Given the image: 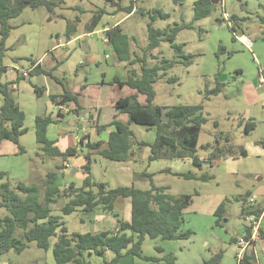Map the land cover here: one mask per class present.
I'll use <instances>...</instances> for the list:
<instances>
[{"label": "rangeland", "instance_id": "rangeland-1", "mask_svg": "<svg viewBox=\"0 0 264 264\" xmlns=\"http://www.w3.org/2000/svg\"><path fill=\"white\" fill-rule=\"evenodd\" d=\"M56 1L59 3L53 10L46 6H27L20 15L9 20L13 27L6 40L3 64L8 69L2 81L17 79L18 86L13 87L12 93L25 111L28 131L20 138L25 152L20 153L18 146L9 140L0 145V170L8 172L13 185L20 180L38 184L42 201L45 197V179L50 171L58 172L57 185L62 190L71 182L77 186L83 184L87 176L83 165L88 162V154L92 161V180L105 181L108 187L134 185L147 189L151 185L150 177L144 173H154V182L168 186V192L175 195L193 194V203L185 212L183 225L192 234L182 240L146 236L144 253L159 258L173 253L176 256L174 264H202L204 259L223 250L220 264H237L238 256L243 251L233 238L243 237L247 227L254 223L251 216L244 214L243 209L250 205L254 208L264 204V147L261 145L264 140V87L259 86L261 74L264 76V0H223L201 19L194 18L196 0H183L178 4L174 0ZM119 3L123 7L134 3L137 8H160L168 13L169 17H158L153 22L156 27L170 29L183 23L192 25L181 28L176 37V42L183 45L184 52L191 57L188 59L181 56L180 61L168 70V75L158 78L154 84V102L166 108L175 105H203L206 122L202 126L196 151L201 161L210 157L220 143L232 144L237 150L243 146L248 152L246 156L223 155L212 158V162L195 164L192 153L179 147L174 157L150 160L151 148L136 145L140 149L136 148L130 160L116 161L98 154L87 145L81 147L84 143L77 140L79 131L82 130L83 135L89 134L92 141H98L99 138L107 140L109 128L99 133L96 118L101 115L100 123H109L117 113L110 102L119 89L102 83L101 72L107 73V81L114 75L120 78L128 76L125 61L121 62L122 67L114 66L117 57L112 45L105 40L107 35L103 29V26H111L127 14L117 9ZM100 8H105L109 14L104 16L97 30L87 33L86 23L91 20L93 12ZM114 11L117 12L113 14ZM223 11L232 15V23L224 19ZM149 21L148 16L133 13L122 23L124 31L131 36L132 49L140 55L148 43ZM69 24L75 27L71 37L67 36ZM233 28L238 34L245 33L250 37L253 45L247 47L240 42ZM84 44L89 49H85ZM221 45L225 47L224 52L220 50ZM156 53L155 57L149 53V65L159 63L164 58H174L176 51L169 41H164L161 50ZM33 62L41 63L52 72L34 74L30 79L27 76L17 78L24 69L29 71ZM133 67L140 71V63ZM169 76H176L177 80L169 81ZM218 82L224 84L222 90L218 94L208 93ZM84 84L87 86L82 90ZM35 86L49 88L53 93H62L66 87L81 92L80 100L85 106L93 105L83 110L81 118L73 115L69 107H65L67 113L62 120L48 127V137L59 138L62 148L81 144L79 148L82 150H79L77 156L71 157L65 166L62 158L45 156L42 144L37 141L36 116L57 114L58 107L44 92L39 96ZM121 92L129 93L128 88ZM2 103L3 95L0 92V106ZM88 110L91 114L88 116L87 112V117L84 112ZM118 118L128 121L124 113ZM248 118H254L257 122V127L250 133L244 131V123L240 124V121ZM71 119L75 122L71 123ZM130 128L139 141H153L156 137L155 128L148 129L144 124L133 122ZM165 169L172 171H161ZM175 171H192L197 175L209 174L212 177L207 180L187 179L174 174ZM69 199L68 195H62L51 207L53 214L62 215L70 233L114 230L118 218L131 217V205L127 200L117 205L118 216L102 208L94 212L77 208L65 214L62 208ZM222 201L225 202V213L218 223L214 211ZM5 214L7 211L0 208V217ZM256 220L260 219L255 215ZM262 224L264 230V222ZM260 234L258 227L257 237ZM56 240L57 236L51 237L47 250L32 241L21 253L14 250L0 253V264L54 263L53 247ZM113 257L115 253L111 250L104 256L86 252V259L94 264H109ZM256 260L264 264V240L257 242ZM148 262L125 251L117 264ZM160 264L170 263L162 259Z\"/></svg>", "mask_w": 264, "mask_h": 264}, {"label": "trees", "instance_id": "trees-1", "mask_svg": "<svg viewBox=\"0 0 264 264\" xmlns=\"http://www.w3.org/2000/svg\"><path fill=\"white\" fill-rule=\"evenodd\" d=\"M112 1L116 2V0ZM222 1L219 0L217 4ZM58 3L59 1L56 0H0V92L3 95V103L0 106V144L4 140H9L18 146L20 153L26 151L20 142L21 136L28 131L25 126L26 114L12 93L17 79L2 81V76L8 69L3 64V58L7 50L6 40L13 27L9 20L20 15L27 6L33 8L46 6L49 10H53ZM217 4L211 0H196L194 2V18L206 17ZM117 6V9L126 11L127 14L133 12L150 18L147 27L148 43L144 47L142 55L132 49L131 36L124 31L121 23L113 24L105 31L109 40L108 43L112 45L118 58L126 62V68L128 69L127 78L122 79L115 76L111 81V85H117L119 89L128 86L135 92L120 96L116 100L114 108L117 113L114 114L109 123H100L101 115L97 117L96 128L99 133L113 127L109 131L107 140L90 141V135L86 134L81 137L80 142L85 143V140H88L86 141L88 148L116 161L130 160L135 154L134 147L136 145L151 148L150 160L174 157L179 147L192 153L195 164H201L204 161L212 162V158L223 155L246 156L248 152L245 147L241 146L240 150H237V147L232 144L222 145L220 143L211 152L210 157L201 161L196 151L202 126L206 122L203 105H175L166 108L154 102L156 97L154 84L158 78L168 75V70L180 61L181 56L188 59L191 57L190 54L184 52L183 45L176 42V37L181 28L192 27V25L183 23L170 29H163L153 24L158 17H169V14L162 9L137 8L134 3L124 7L119 3ZM116 12L114 11L113 14ZM106 14H109V12L105 8L95 10L91 20L85 25L86 32L97 30ZM74 31L75 27L69 24L67 36L71 37ZM233 31L236 30L233 28ZM164 41H169L175 49L174 58H164L159 63L149 65V53L152 57H155L156 52L161 50V44ZM220 50L224 52L225 47L221 45ZM136 63H140V71L133 67ZM51 72V70L43 67L41 63L33 62L29 69L30 74L27 77L30 79L31 75L50 74ZM19 77L25 78L26 76L22 73L17 78ZM168 80L175 81L177 77L169 76ZM223 86L224 84L218 82L217 86L209 90L208 93L218 94ZM35 87L39 96L43 94L44 87ZM85 87L86 84L81 89ZM80 95L81 92H74L64 87L62 93L51 94L50 97L55 103L68 106L71 112L81 114L85 107L80 101ZM85 112L91 113L89 110ZM121 113L127 114L128 121L118 118ZM57 116L54 117L52 114L37 115L36 137L37 141L42 144L41 149L45 156L60 157L64 161L63 166H65L71 157L78 155L79 147L76 144L61 149L56 144V140L48 137V126L51 123L60 122V117L64 115L59 111ZM133 122L155 128L156 137L154 141L149 143L145 140H137L135 132L130 128V123ZM244 124L246 133H250L256 128L255 120H248ZM261 145L264 147V140L261 141ZM86 157L88 162L83 165V168L87 176L83 184L77 186L75 182H71L62 190L57 185L58 172L50 171L47 173L44 183L45 197L43 201L40 200L41 187L38 184H28L20 180L13 185L8 172L0 171V180L2 181L0 182V208L7 211V214L0 217V253L9 252L10 250L21 253L32 241L38 247L47 250L50 246L51 237L57 236L53 247L55 262H38L35 264H94L86 259V252L90 254L94 252L104 256L108 250L115 253V257L108 262L109 264H117L118 259L125 251L149 261L145 264H160L162 259L173 264L176 260L173 253L161 258L146 255L143 251V243L146 236L161 237L166 240L188 239L192 231L184 229V215L185 209L193 203V194H172L168 192V186L157 185L153 180L154 173L149 172L144 173L150 177L151 185L147 189H141L134 185L108 187V183L105 181L96 182L92 180L91 155L88 154ZM58 167L60 168V166ZM163 171L171 172L172 170L165 169ZM174 174L187 179L207 180L212 177L209 174L197 175L192 171H175ZM62 195H68L70 198L62 208L65 214L72 213L77 208L86 212L102 208V210L118 216L115 202L119 197H124L131 199L132 216L129 220L118 218L117 230L70 233L65 221L62 219V215L52 213L51 204L55 203ZM243 212L246 215L260 216L263 209L252 210L249 207H244ZM224 213L225 202L222 201L214 211V215L218 217V223L223 219ZM253 231L254 225H250L243 236L251 244L254 243L252 239ZM233 241H237V238H233ZM223 254V250L214 253L209 259H204L202 264H220ZM237 264L259 263L256 260L254 251L245 248L241 256H238Z\"/></svg>", "mask_w": 264, "mask_h": 264}, {"label": "crops", "instance_id": "crops-1", "mask_svg": "<svg viewBox=\"0 0 264 264\" xmlns=\"http://www.w3.org/2000/svg\"><path fill=\"white\" fill-rule=\"evenodd\" d=\"M133 14V12L132 13H129V14H126L124 17H122L121 19H119V20H117L116 22H115V24H117V23H121V25H122V23L124 22V20L126 19V18H128L129 16H131ZM234 17V16H233ZM236 17V16H235ZM112 26V25H111ZM104 28V31H106V29H108L110 26H103ZM131 45H132V43H131ZM84 46H85V49H89V47H87V45L86 44H84ZM113 51H114V53H115V55H116V57H117V61L116 62H113V64H114V66H117V67H122V65H123V63H121L122 61L118 58V56H117V54H116V52H115V50H114V48H113ZM125 67H126V64H125ZM127 71H128V69H127ZM101 74H102V77H101V82L102 83H106V84H110L111 85V81L114 79V77L115 76H118V75H114L113 77H112V79L111 80H109V81H107V73L105 72V71H103V72H101ZM128 75V74H127ZM118 77H120V76H118ZM128 76H126V77H122V79H125V78H127ZM260 80V79H259ZM18 86V84L17 83H15L14 84V87H17ZM86 86H87V84H86ZM112 86V88H114V89H119L118 88V86L117 85H111ZM259 86L260 87H264V85H261L260 84V82H259ZM43 87V86H42ZM86 88V87H85ZM125 88H128V91H129V93H133V92H135L134 90H132L131 88H129L128 86H125V87H123L122 89H119V92L117 93V95L113 98V99H111V102H110V105L112 106V107H114V104H115V102H116V100L120 97V96H123V95H126L125 93H122L121 92V90H123V89H125ZM83 90V89H82ZM44 93L45 94H47L49 97H50V95L51 94H59L60 92H58V93H53L52 91H51V89L49 90V88H46V87H44ZM128 93V94H129ZM51 98V97H50ZM52 100V99H51ZM81 101V100H80ZM54 102V101H53ZM55 103V102H54ZM82 103V102H81ZM56 105H57V107H58V112L59 111H61L62 113H63V115H65L67 112H65V107H68V106H66V105H63V104H57V103H55ZM83 104V103H82ZM83 106L85 107V108H92V106H85L84 104H83ZM97 107H99V106H97ZM58 112H57V114H58ZM73 115H75V116H77L78 118H81V115H82V113L81 114H77V113H73V112H71ZM86 113L87 112H84V115H86ZM57 114H53L52 113V115L54 116V117H56V115ZM90 114L91 113H89L88 112V116H90ZM87 116V115H86ZM87 116V117H88ZM58 117V116H57ZM64 116H62V117H60L61 118V120H62V118H63ZM97 119V118H96ZM254 120V118H248V119H243L242 121H240V124H242V123H246V121H248V120ZM70 122L72 123H74L75 122V120H73V119H71L70 120ZM242 122V123H241ZM57 123H59V122H57ZM51 124H53V123H51ZM72 125V124H71ZM49 127V126H48ZM256 127H257V122H256ZM150 128H153V127H148V129H150ZM113 129V127H109V131L110 130H112ZM253 131V130H252ZM81 132H83L82 130H81ZM81 132L79 131V135H78V137H77V140H79V139H81V138H79V136L80 137H82L83 136V134H81ZM54 140H56V144L57 145H59L60 146V144H61V142H60V140H59V138L58 139H54ZM90 140V139H89ZM99 140H104V139H100L99 138ZM5 141V140H4ZM3 141V142H4ZM86 141H88V140H85V142ZM90 141H92V140H90ZM146 141V140H145ZM154 141V140H153ZM153 141H147V142H149V143H152ZM2 142V143H3ZM1 143V144H2ZM68 143V142H67ZM0 144V145H1ZM81 144L79 143V145H78V147L80 146ZM106 145V144H105ZM84 146H86V143H84L83 145H81V147H84ZM141 147H144V146H141ZM146 147V146H145ZM60 148L61 149H64V148H62L61 146H60ZM136 146L134 147V151H135V153H136ZM79 150H82V148L80 149V148H78ZM137 149H140V148H137ZM50 158H54V157H50ZM201 158V157H200ZM1 171V170H0ZM161 171H163V170H161ZM130 198H124V197H119L117 200H116V202H115V206L117 207V205H119L120 203H122L123 201H129L130 202V205H131V216H132V202H131V199L129 200ZM120 202V203H119ZM253 207V205L251 206H249V208L250 209H252V210H255V209H263V212L260 214V216H259V219L260 220H256L255 221V215H248V216H251V218H253V221H254V223H257V227H255L256 228V230H254L253 231V235H252V239L254 240V243L253 244H251V245H249V246H247V249L248 250H253L254 251V253H255V256H256V245H257V242H258V240H264V230H262V226H263V222H264V204H262V206L261 207H254V208H252ZM188 209V208H187ZM187 209H185V212H186V210ZM92 212H94V211H92ZM130 219H131V217H130ZM127 220H129V219H127ZM254 223H252V225H254ZM118 225H119V222H117L116 221V224H115V229L114 230H117V228H118ZM258 227H259V230H260V237H257V235H256V232H257V229H258ZM98 231H102V230H95V231H91V232H98ZM240 238H244V237H240ZM240 238H237V243H238V241H239V239ZM240 246V245H239ZM107 253V252H106ZM175 263V262H174ZM173 263V264H174ZM260 264V263H259Z\"/></svg>", "mask_w": 264, "mask_h": 264}, {"label": "built area", "instance_id": "built-area-1", "mask_svg": "<svg viewBox=\"0 0 264 264\" xmlns=\"http://www.w3.org/2000/svg\"><path fill=\"white\" fill-rule=\"evenodd\" d=\"M223 16H224V19H226L228 21H231V19H232V15L229 14L227 11H223ZM231 23H232V21H231ZM234 33H235V37L240 42H242L245 46L251 47L253 45V41L245 33L238 34L236 31H234ZM105 40L108 42L109 41L108 37H106ZM22 73L24 74V76H28L29 75L28 74L29 71L25 70V69L22 71ZM259 82H260L261 85H264V76H262V74H261ZM251 220H253V218H251ZM255 227H257V223H254V229H255ZM238 244L240 245L242 251H244L245 248H247V246L251 245V243L249 241L245 240V238H240L239 241H238Z\"/></svg>", "mask_w": 264, "mask_h": 264}, {"label": "water", "instance_id": "water-1", "mask_svg": "<svg viewBox=\"0 0 264 264\" xmlns=\"http://www.w3.org/2000/svg\"><path fill=\"white\" fill-rule=\"evenodd\" d=\"M213 3L217 4L219 2V0H211ZM183 2V0H174L175 4L181 3Z\"/></svg>", "mask_w": 264, "mask_h": 264}]
</instances>
